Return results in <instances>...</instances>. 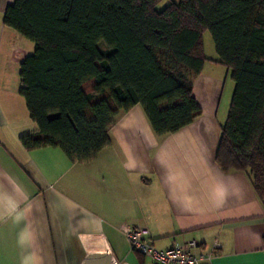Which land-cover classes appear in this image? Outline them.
Segmentation results:
<instances>
[{"label":"crops","instance_id":"1","mask_svg":"<svg viewBox=\"0 0 264 264\" xmlns=\"http://www.w3.org/2000/svg\"><path fill=\"white\" fill-rule=\"evenodd\" d=\"M14 2L0 0V264H146L126 228L148 231L159 250L196 241L200 254L216 253L211 264H264V202L246 173L216 163L235 91L216 50L207 55L204 44L193 123L160 138L136 106L94 161L72 162L60 148L22 144L40 130L13 82L14 61L25 58L15 48H26L4 24Z\"/></svg>","mask_w":264,"mask_h":264},{"label":"trees","instance_id":"2","mask_svg":"<svg viewBox=\"0 0 264 264\" xmlns=\"http://www.w3.org/2000/svg\"><path fill=\"white\" fill-rule=\"evenodd\" d=\"M165 1L15 0L4 24L34 43L19 95L40 130L22 144L88 163L136 106L160 138L190 125L201 116L193 89L209 32L235 83L216 163L246 173L264 202V0H169L159 10Z\"/></svg>","mask_w":264,"mask_h":264},{"label":"built area","instance_id":"3","mask_svg":"<svg viewBox=\"0 0 264 264\" xmlns=\"http://www.w3.org/2000/svg\"><path fill=\"white\" fill-rule=\"evenodd\" d=\"M125 234L132 251L151 260L155 264H211L216 253L200 254V245L196 241L174 243L170 248L159 250L147 237L149 232L142 229L126 228ZM220 247L216 244L214 250Z\"/></svg>","mask_w":264,"mask_h":264},{"label":"rangeland","instance_id":"4","mask_svg":"<svg viewBox=\"0 0 264 264\" xmlns=\"http://www.w3.org/2000/svg\"><path fill=\"white\" fill-rule=\"evenodd\" d=\"M175 1H178V0H175ZM169 0H166L165 2H163L158 8L159 10H162L164 9L165 7L168 6L169 4ZM22 39V42L24 41V43L26 44V48H15V53H22L23 55H25L24 57H28L30 55H33L34 53V50H35V46H34V43H32L31 41L25 39L24 37H21ZM204 44H205V47H206V54L209 55L210 54V51L212 52V50H215L214 48V42H213V39L210 35L209 32H207L205 35H204ZM103 46H101V48L104 50V47L105 45L102 43ZM24 58V59H25ZM18 62L14 61V71H12V74H13V82L17 85H19V70H20V64L17 65ZM148 260V259H147ZM146 264H155L153 262H151L150 260H148V262Z\"/></svg>","mask_w":264,"mask_h":264},{"label":"water","instance_id":"5","mask_svg":"<svg viewBox=\"0 0 264 264\" xmlns=\"http://www.w3.org/2000/svg\"><path fill=\"white\" fill-rule=\"evenodd\" d=\"M84 264H101L98 258H95L93 256H90L86 259Z\"/></svg>","mask_w":264,"mask_h":264}]
</instances>
